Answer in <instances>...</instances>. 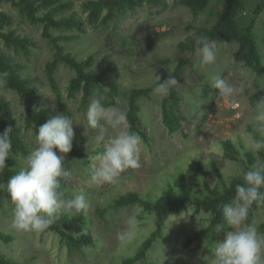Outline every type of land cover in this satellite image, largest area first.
<instances>
[{
    "label": "rangeland",
    "instance_id": "obj_1",
    "mask_svg": "<svg viewBox=\"0 0 264 264\" xmlns=\"http://www.w3.org/2000/svg\"><path fill=\"white\" fill-rule=\"evenodd\" d=\"M73 1L75 7L72 12H77L86 20L87 14L82 8L84 0ZM246 1L242 23L249 22L256 15V6L260 2ZM158 2L135 11L128 10L105 26L87 24L84 32H53L56 36L75 37L62 44L66 52L79 60L93 55L97 67L104 56H109L116 63L120 97L112 103L106 89L102 96H98L105 107L127 113L131 91L152 88L149 96L139 100L142 124L150 135L151 143L148 145L142 140L141 167L126 170L115 184L103 185L90 182L92 165L95 156L103 152L104 144L115 132L109 128L104 139L99 140V131L88 126L86 113L89 105L83 107L82 93L72 99L68 96V87L75 71L66 64L59 65L57 72L63 94L62 105L58 103L46 74L47 64L54 57V49L43 37V27L31 25L22 18L18 9L11 4H4L3 10L14 17V28L18 33L29 36L36 43L29 56L5 48L6 51L22 65L23 75L31 80L35 91L41 96L42 106L49 108L54 115L64 114L73 119V143L82 145L85 150V158L65 155L64 168L69 175L62 179L67 198L83 193L89 204L88 210L82 214H86L90 221L75 234H87L93 239L90 244L83 245L81 250L70 254L66 243L57 233L29 231L17 234L12 228V205L2 194L0 229L14 235L15 240L12 243L0 241V250L16 261L22 264H121L157 229V222L150 220L152 214L144 212L142 207H117L113 205L114 200L133 191L142 196L149 192L162 194L164 183H174L177 176L182 174L177 166L191 164L195 159L209 169L208 180L212 187L219 183L210 164L212 160L220 167L226 182L243 173L242 161L227 159L220 141L231 138L240 145V137L242 139L246 134H254L256 102L264 100V76L259 77L253 69L235 60L237 42H213L216 62L209 66L207 72L226 77L237 90L232 97H219L218 90L207 83L206 73L193 67L197 61V50L182 53L178 45L187 36L196 35L200 28L213 25L226 5V0H212L210 6L199 14L181 5L179 0ZM255 35L264 54V10L257 17ZM182 58L191 61L184 68L179 81L181 87L178 93L183 99L181 115L184 120L180 131L171 134L162 121L163 97L155 95L153 89L159 83L157 77L162 81L170 71H175ZM0 95H6L12 102V117L23 126V108L19 95L7 89L4 84H0ZM25 139L32 148L35 147L33 130L26 131ZM18 160L21 168L26 166L27 157L20 155ZM173 215L176 217L169 216L166 220L164 237L150 251L148 264H205L204 257H211L215 244L223 242L227 232L234 231L228 228L217 232L199 247L196 246L197 242L187 245L188 238L209 225L211 214L198 213L189 207L187 211ZM196 216L201 217L203 228L198 227ZM130 217L135 220L131 226V235L121 240L120 234L129 230ZM262 221L263 210L257 214L255 226Z\"/></svg>",
    "mask_w": 264,
    "mask_h": 264
},
{
    "label": "trees",
    "instance_id": "obj_2",
    "mask_svg": "<svg viewBox=\"0 0 264 264\" xmlns=\"http://www.w3.org/2000/svg\"><path fill=\"white\" fill-rule=\"evenodd\" d=\"M212 0H179L180 4L189 8L193 13L199 14L205 11ZM246 0H226L222 12L218 15L216 22L207 27H202L197 34L187 36L185 41L179 42V49L182 53L194 52L199 47L196 39L199 36L208 37L210 42L238 43V49L234 54L237 62H243L247 67L253 69L259 77L264 76V54L255 35L257 17L264 10V0L256 6V15L247 23L241 22V16L246 10ZM158 0H84L83 11L87 14V19H82L77 12H72L75 7L73 0H0V72L7 71L9 76L4 86L15 91L20 98L23 108L22 118L24 125L12 117V102L6 95H0V133L11 126L13 133L12 148L6 161V166L0 170V184L6 185L10 177L20 169L18 156L28 157L32 151V146L25 139L27 130H33L36 135L38 127L45 123L50 116H55L47 107L41 104V96L35 91L31 80L23 75V67L17 63L5 48L14 50L15 53L29 56L36 43L29 36H22L14 28L15 19L12 15L3 10L4 4H11L18 9L22 18L33 26L43 27V37L48 40L54 49L53 60L47 64L46 74L53 92L58 98V103L62 105L63 94L58 82L57 72L59 65L66 64L75 71L69 87V98H75L82 93V105L87 107L90 104L94 92L102 96L106 89L115 103L120 97V84L118 82L119 72L116 63L109 56H104L97 67H95V57L88 56L79 60L76 56L65 51L62 42L75 39L74 36L54 35L55 30L59 31H85L87 24L92 26H105L116 17L128 10L135 11L145 5H154ZM191 61L182 58L175 71L169 72L161 82L166 80L169 74H173L179 81L184 68ZM152 88H138L131 91L129 97V107L127 111V121L129 130L139 135L141 139L150 145V135L145 130L141 119V106L139 100L150 95ZM183 99L180 94L173 91L171 95L164 96L162 100V121L169 133L174 134L180 131L184 120L181 115V105ZM34 107L42 108L39 113L34 111ZM253 130V129H252ZM255 134V133H254ZM221 146L225 157L232 161H242L243 172L249 169L255 160L264 161V150L253 154L244 150L241 137L239 144L233 139H221ZM58 152V149L56 150ZM72 158H85L86 153L82 145L73 143L72 151L67 154ZM86 162H88L85 159ZM193 163V164H192ZM211 166L219 179V183L212 187L208 180L209 169L200 160L191 161V164L177 166L182 174L178 175L174 183H167L161 187L159 195L149 192L142 196L133 191L125 196L114 200L113 205L126 207L138 205L144 212L151 213V219L156 220L157 229L150 236L143 240L135 253L125 258L121 264H148V255L152 251L155 243L164 237L165 223L169 216L187 211L193 207L198 213L206 212L211 214L209 225L192 237L188 238L187 245L197 242V247L211 238L216 232L215 225L223 221L222 208L225 204L231 203L236 195V186L243 184L242 174L226 182L222 171L216 161H211ZM61 187L64 191V182L61 179ZM264 191V188L261 189ZM65 192V191H64ZM0 192V208H2L3 196ZM65 195L68 196L67 193ZM264 211V203H253L249 209L247 223L256 222V216L260 211ZM90 219L86 214L61 213L55 222L45 231H50L60 235L66 243L69 253L74 254L81 250L83 245L93 242L90 235L78 234L81 227L88 225ZM229 228L224 225V231ZM260 235H264V221L257 225ZM14 235L6 233L0 229V241L12 243ZM0 264H22L14 258L8 256L0 250Z\"/></svg>",
    "mask_w": 264,
    "mask_h": 264
},
{
    "label": "clouds",
    "instance_id": "obj_3",
    "mask_svg": "<svg viewBox=\"0 0 264 264\" xmlns=\"http://www.w3.org/2000/svg\"><path fill=\"white\" fill-rule=\"evenodd\" d=\"M196 44L199 47L193 67L206 73L207 83L218 90L219 97L234 96L237 90L226 77L207 72L209 66L216 62L214 43L206 36H199ZM8 76L7 71L0 72V84L6 83ZM157 79L159 83L153 89L157 96H169L181 87L179 80L171 73L163 82L159 77ZM41 109L34 107L37 113ZM86 117L88 126L99 131V140L104 139L109 128L115 132L104 144L103 152L94 158L91 183L115 184L126 170L141 167L143 142L139 135L129 130L124 111L105 107L98 93L94 92ZM253 123L255 135H244L242 143L244 150L256 154L264 150V100L256 102ZM12 133L11 126L0 133V170L6 166L12 148ZM73 139V119L64 114L50 116L38 127L35 147L27 157L26 166L10 177L6 185L0 184V192L6 195L12 205V228L17 234L45 231L61 213L81 214L88 210L89 204L83 193L67 198L61 187V179L69 175L64 168V161L65 155L72 151ZM242 177L243 184L236 186L234 200L222 208V223L215 225L216 232L224 231L225 224L234 231L227 232L224 241L215 244L211 257H204L205 264H264V236L258 233L254 223H247L253 203H264V191H261L264 188V161L255 160L242 173ZM196 219L198 227L203 228L201 217L196 216ZM134 223V218L130 217L129 230L120 234L121 240L131 235Z\"/></svg>",
    "mask_w": 264,
    "mask_h": 264
}]
</instances>
